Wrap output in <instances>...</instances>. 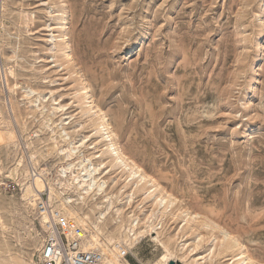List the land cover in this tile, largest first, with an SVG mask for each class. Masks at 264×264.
<instances>
[{
    "label": "rangeland",
    "instance_id": "obj_1",
    "mask_svg": "<svg viewBox=\"0 0 264 264\" xmlns=\"http://www.w3.org/2000/svg\"><path fill=\"white\" fill-rule=\"evenodd\" d=\"M63 25L74 56L71 65L49 45L52 34L59 39ZM260 32L264 0H0V120L2 125L12 121L18 131L15 146H0V264H38L39 192L31 197L33 205L21 197L34 186L32 175L39 173L45 182L41 193L49 192V183L63 197L72 193L58 184L65 161L56 149L48 150L52 132L45 120L54 121L52 137L59 140L57 122L71 119L65 125L70 130L85 119L75 96L82 77L126 154L164 191L199 213L197 232L206 238L197 253L206 254L212 238L202 225L206 220L215 226L214 234L231 233L257 264H264ZM5 72L12 91L5 86ZM29 87L40 94L42 113L27 109L24 90ZM57 103L64 112L50 114ZM69 115L73 118H65ZM90 130L70 132L71 139ZM122 179L111 184V192L128 193ZM180 202L174 216L162 219V232L178 229ZM92 204L77 206L88 211ZM135 205L125 204L118 218L126 227L129 215L141 216L142 208ZM102 228L117 233L111 219ZM194 235H186L188 241L195 242ZM149 239L126 254L130 264L159 260L162 249ZM230 254L224 250L225 258H213L212 264H224Z\"/></svg>",
    "mask_w": 264,
    "mask_h": 264
},
{
    "label": "bare ground",
    "instance_id": "obj_2",
    "mask_svg": "<svg viewBox=\"0 0 264 264\" xmlns=\"http://www.w3.org/2000/svg\"><path fill=\"white\" fill-rule=\"evenodd\" d=\"M62 27L64 30H61L57 35L59 39L55 40L56 36L52 34L49 45L55 54L60 53L59 55L71 65L74 56L70 41L65 38L67 34L65 32L66 27L65 25ZM259 35V38H261L264 32H260ZM53 39L54 41L51 43ZM259 53H263L261 45H259ZM8 74L12 75V71L9 70ZM253 81L254 79H252ZM81 82V89L76 92L75 96L80 116L85 119L76 121L75 125L69 126L70 130H67L65 125H69L71 119L57 122L55 126L60 128L59 140L57 137H52L55 132L51 129V124H54V121L48 118L45 120V125L52 132L48 150L56 149L65 161L59 167L60 180H58V184L72 192L63 197V193H56L54 183H49L50 201L52 204L54 203V206L60 207L61 210L66 212L69 217L75 218L84 227L87 232L85 248H99L106 258L115 264H130L126 259V254L143 238L148 236L150 241L155 242L162 249L161 257L152 264H169L170 261H174L175 264L177 262L183 264H212L213 258H225L224 250L226 249H229L231 254L230 257L225 259L224 264H257L256 260L236 237L227 231H221L220 236L214 234L212 231L215 226L206 220L202 222V225L211 231L210 238H212L206 249L207 253L204 255L197 253L200 242L206 238L205 235L197 232L199 225L196 223L201 221L199 213L186 207L171 193L164 191L152 176L126 154L121 144L116 140V134L108 114L99 108L96 103L89 83L84 77L81 78ZM5 86L9 91H12L6 72ZM249 89H252V87ZM24 92V97L28 99L27 109L42 113L45 106L40 107V94L30 87ZM33 96L35 97L32 98ZM6 99L8 100V98ZM9 100L11 101V99ZM51 108L50 114L64 112L65 110L64 105L59 103ZM10 110L12 120L16 121L18 116L12 103ZM75 114L77 115L78 112ZM65 118L73 117L69 115ZM2 122L5 123L0 120V146L10 149L16 144V133L18 131L15 132L12 128V121L10 123L8 121L7 125H2ZM87 126L91 128L90 133H78L79 137L76 140L71 139L70 132H79ZM60 141L64 143L60 144ZM21 144L23 143L21 142ZM22 147L24 146L22 145ZM17 162L19 163L18 160ZM113 172L115 174H112ZM120 178H123L122 187H129L128 193H113L110 191L111 184H116ZM33 183L34 186H27L21 196L29 205L34 203L32 202L34 198H31L33 193L35 191L37 193L42 192L46 188V184L40 176H36ZM143 185L149 187L145 188L142 193H135ZM87 201L93 203V207H90L88 211H84L82 207L77 206ZM134 202L136 207L142 208L141 216L133 217V215L128 214L129 221L126 227L118 218L122 215L125 204L130 205ZM179 202L177 208L179 212L176 215L177 218H180L178 229L174 233L162 232L160 230L162 219L169 215L174 216L175 211L172 209ZM95 209H97L98 215L93 219L90 213H95ZM114 215L117 216L114 217ZM110 219L115 224V230L117 231L115 235L114 233L106 234V231L102 228ZM38 220L39 224L42 225L43 220L40 218ZM192 234H195L193 237L195 242L188 241L186 236Z\"/></svg>",
    "mask_w": 264,
    "mask_h": 264
},
{
    "label": "built area",
    "instance_id": "obj_3",
    "mask_svg": "<svg viewBox=\"0 0 264 264\" xmlns=\"http://www.w3.org/2000/svg\"><path fill=\"white\" fill-rule=\"evenodd\" d=\"M39 176L34 175L33 179ZM36 213L43 220L38 264H115L97 247L85 248L84 227L39 192Z\"/></svg>",
    "mask_w": 264,
    "mask_h": 264
},
{
    "label": "water",
    "instance_id": "obj_4",
    "mask_svg": "<svg viewBox=\"0 0 264 264\" xmlns=\"http://www.w3.org/2000/svg\"><path fill=\"white\" fill-rule=\"evenodd\" d=\"M169 264H174V261H170Z\"/></svg>",
    "mask_w": 264,
    "mask_h": 264
}]
</instances>
